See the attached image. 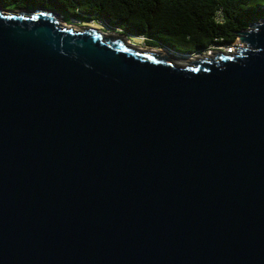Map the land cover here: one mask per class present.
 <instances>
[{
    "label": "water",
    "instance_id": "1",
    "mask_svg": "<svg viewBox=\"0 0 264 264\" xmlns=\"http://www.w3.org/2000/svg\"><path fill=\"white\" fill-rule=\"evenodd\" d=\"M127 37L0 7V264H264V18Z\"/></svg>",
    "mask_w": 264,
    "mask_h": 264
},
{
    "label": "trees",
    "instance_id": "2",
    "mask_svg": "<svg viewBox=\"0 0 264 264\" xmlns=\"http://www.w3.org/2000/svg\"><path fill=\"white\" fill-rule=\"evenodd\" d=\"M0 7H44L65 23L94 21L179 55L231 46L238 32L264 18V0H0Z\"/></svg>",
    "mask_w": 264,
    "mask_h": 264
},
{
    "label": "rangeland",
    "instance_id": "3",
    "mask_svg": "<svg viewBox=\"0 0 264 264\" xmlns=\"http://www.w3.org/2000/svg\"><path fill=\"white\" fill-rule=\"evenodd\" d=\"M66 24H69V23H66ZM70 25H74V26H76L77 28H79V27H81V26H84V25H88V26H91V25H94V27H97V29H99V30H102V31H105V32H109V31H111V32H116V31H113V30H111V29H108V28H105V27H103L100 23H97V22H94V21H89V22H86V23H81V24H77V22H75V23H73V24H70ZM114 35H117V33H114ZM238 40V42H237V46H238V44H241V41L239 40V38L237 37V39H236V41ZM128 41H131V43H135L137 46H139V47H141V48H144L145 50H147V49H160V48H157V47H148V46H146L145 45V43L143 42V38L142 37H129V39H128ZM166 51H169V50H167L166 49ZM217 52H219V51H217L216 50V48H213V47H211L207 52H205V53H203L204 55H214L215 53H217ZM191 54V55H190ZM189 55L191 56V57H193L194 58V56H196V57H198L197 55L198 54H196V53H194V54H192V53H190ZM182 56V55H181ZM181 56H178L179 58L178 59H182V57ZM199 57H201V56H199ZM192 59V58H191ZM179 60V61H180ZM188 61V60H187ZM181 62V61H180ZM186 61H184V62H181V63H185Z\"/></svg>",
    "mask_w": 264,
    "mask_h": 264
},
{
    "label": "bare ground",
    "instance_id": "4",
    "mask_svg": "<svg viewBox=\"0 0 264 264\" xmlns=\"http://www.w3.org/2000/svg\"><path fill=\"white\" fill-rule=\"evenodd\" d=\"M90 27H94V25H91ZM95 29H97V27H94ZM114 35V34H113ZM128 37H127V42L129 43V44H134V45H136L135 43H131V41H128ZM237 46V43H233L231 46H230V51H234V49H235V47ZM240 46H243V44H241ZM216 48V47H215ZM207 56H210V55H207ZM199 57V56H198ZM198 57H196V56H194V58H198ZM202 57V56H201ZM193 59V57H191L190 55H185V56H182V59L180 60V59H178V58H176L175 57V59L177 60V61H181V62H184V61H189L190 59ZM179 61V63H181Z\"/></svg>",
    "mask_w": 264,
    "mask_h": 264
},
{
    "label": "built area",
    "instance_id": "5",
    "mask_svg": "<svg viewBox=\"0 0 264 264\" xmlns=\"http://www.w3.org/2000/svg\"><path fill=\"white\" fill-rule=\"evenodd\" d=\"M218 18L220 19V14L218 13ZM237 39V38H236ZM238 42V40L236 41H234V42H232V43H237ZM241 44H238V46H240ZM216 50L217 51H230V44H228V45H224V46H221V45H219V46H216ZM231 52V51H230Z\"/></svg>",
    "mask_w": 264,
    "mask_h": 264
},
{
    "label": "flooded vegetation",
    "instance_id": "6",
    "mask_svg": "<svg viewBox=\"0 0 264 264\" xmlns=\"http://www.w3.org/2000/svg\"><path fill=\"white\" fill-rule=\"evenodd\" d=\"M172 54L174 55V54H177V53H174V52H173Z\"/></svg>",
    "mask_w": 264,
    "mask_h": 264
}]
</instances>
